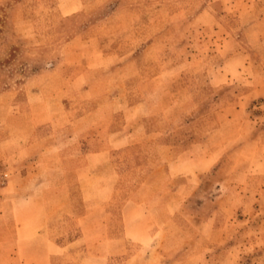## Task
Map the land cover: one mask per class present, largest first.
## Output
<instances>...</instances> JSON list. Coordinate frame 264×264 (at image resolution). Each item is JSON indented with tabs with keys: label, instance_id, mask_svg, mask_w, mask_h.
Instances as JSON below:
<instances>
[{
	"label": "rangeland",
	"instance_id": "374dc122",
	"mask_svg": "<svg viewBox=\"0 0 264 264\" xmlns=\"http://www.w3.org/2000/svg\"><path fill=\"white\" fill-rule=\"evenodd\" d=\"M60 1L0 0V264H264V0Z\"/></svg>",
	"mask_w": 264,
	"mask_h": 264
},
{
	"label": "crops",
	"instance_id": "0c3cea01",
	"mask_svg": "<svg viewBox=\"0 0 264 264\" xmlns=\"http://www.w3.org/2000/svg\"><path fill=\"white\" fill-rule=\"evenodd\" d=\"M76 1V0H75ZM59 3H60V5H63L65 2L64 1H60L59 0ZM73 3H74V0H73ZM76 3V2H75ZM199 16H205V13L204 12H202V13H200L199 14ZM92 42H94V40L92 41ZM90 90H88L87 92H89ZM37 124H39V123H37ZM35 127H36V125H34L33 127L32 126H30L29 125V127L28 128H26V129H29V131L30 130H33V129H35ZM14 128H12V129H9L10 130V132L13 130ZM22 129L23 128H21V129H18V130H16V131H22ZM12 139V137H11V135H9L8 136V140H7V143H9L10 144V146H11V143L12 144H14L15 145V143H17L16 141H12L11 140ZM30 144H31V142H30ZM30 144H25L24 145V147L25 148H28L29 146L28 145H30ZM30 155H27L26 156V158H30L29 157ZM90 162H92L90 159H88V163H90ZM15 167V166H14ZM14 178L15 179H17V175L15 174L14 175ZM25 178H26V176H25ZM9 193L8 194H14V193H19V189H18V187H13L12 189H11V191L9 190L8 191ZM11 196V195H10ZM13 210H12V212H13V214H14V218H15V223L17 224V225H15L16 227H15V229H16V231H15V233H16V235H17V239H14L13 241H10V242H7L5 245H14L15 247H17V248H20L21 249V255H25L26 254V258L28 257V258H33L34 256H36L37 258H39L41 261H45L46 260V258H47V253L46 252H44V248H45V250L47 249V247H48V237L46 236V234L44 233V231L42 232V231H40L39 230V232H35L33 235H32V231L30 232L29 231V233L27 232V227H28V225L27 224H29V222L27 223V221L25 220V222L23 223V222H21V221H19L18 222V220H16L17 219V215H18V213H16L17 211H19L18 209H17V206H14L13 208H12ZM32 210H34L35 211V213L36 212H38V215L40 216L39 217V220H38V222H37V225L36 226H33V227H39V228H42V227H45L46 226V207H45V205H43L42 203L41 204H39V206H37L36 208H32ZM0 217H3L2 215H0ZM4 225H2V224H0V227H3ZM24 234H28V236H26L25 238H24ZM38 235L41 237L40 239L38 238ZM37 243H39V245L38 246H36L35 248H39V250L41 251V252H39V254H34V255H32L31 254V252H30V250H28V248L26 247V245L28 244V245H36ZM0 244H1V242H0ZM42 246H44V247H42ZM48 251V250H47ZM33 256V257H32ZM11 256H9V258H10ZM12 258V257H11Z\"/></svg>",
	"mask_w": 264,
	"mask_h": 264
}]
</instances>
